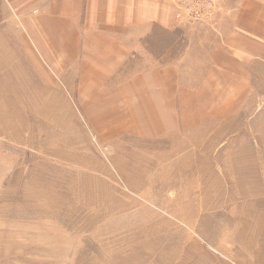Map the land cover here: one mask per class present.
<instances>
[{
    "label": "rangeland",
    "instance_id": "374dc122",
    "mask_svg": "<svg viewBox=\"0 0 264 264\" xmlns=\"http://www.w3.org/2000/svg\"><path fill=\"white\" fill-rule=\"evenodd\" d=\"M132 3L0 19V264H264V0Z\"/></svg>",
    "mask_w": 264,
    "mask_h": 264
},
{
    "label": "crops",
    "instance_id": "0c3cea01",
    "mask_svg": "<svg viewBox=\"0 0 264 264\" xmlns=\"http://www.w3.org/2000/svg\"><path fill=\"white\" fill-rule=\"evenodd\" d=\"M133 1L138 2L140 0H0V19L2 16H9L11 14L21 16L32 15V10L42 8L47 9L50 12L46 14L40 13L39 15L64 18L84 17L88 15L93 18V20L89 18V24L122 25L130 22H139L138 24L144 22L142 23V25H144L146 22L157 23L154 20L148 21L151 18V14L149 13H136V20H132L134 16V8L132 7ZM156 1L159 2L160 0ZM18 6H20L22 11H18ZM157 16L159 19L160 17L162 18L163 15L157 14ZM63 24L64 22L62 25ZM84 26H86V24ZM9 30L10 29L8 28L6 29L8 33H10ZM1 41L0 21V43Z\"/></svg>",
    "mask_w": 264,
    "mask_h": 264
}]
</instances>
